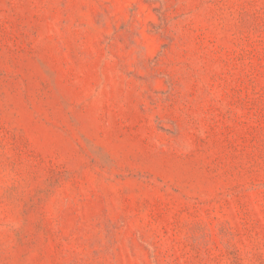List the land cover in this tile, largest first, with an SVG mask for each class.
Wrapping results in <instances>:
<instances>
[{
  "label": "rangeland",
  "instance_id": "rangeland-1",
  "mask_svg": "<svg viewBox=\"0 0 264 264\" xmlns=\"http://www.w3.org/2000/svg\"><path fill=\"white\" fill-rule=\"evenodd\" d=\"M0 264H264V0H0Z\"/></svg>",
  "mask_w": 264,
  "mask_h": 264
}]
</instances>
